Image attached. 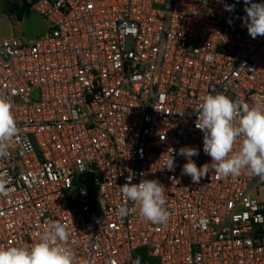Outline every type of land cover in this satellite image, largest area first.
Wrapping results in <instances>:
<instances>
[{
	"label": "built area",
	"instance_id": "obj_1",
	"mask_svg": "<svg viewBox=\"0 0 264 264\" xmlns=\"http://www.w3.org/2000/svg\"><path fill=\"white\" fill-rule=\"evenodd\" d=\"M245 6L36 0L44 34L0 39V94L12 101L18 129L0 157L8 181L0 246L31 245L57 221L70 233L74 264H264V181L210 170L193 183L176 154L191 146L198 167L210 162L195 128L206 94L264 99V36L249 35ZM171 149L175 170H160ZM130 174L132 183L165 186L166 224L145 221L124 200Z\"/></svg>",
	"mask_w": 264,
	"mask_h": 264
},
{
	"label": "clouds",
	"instance_id": "obj_2",
	"mask_svg": "<svg viewBox=\"0 0 264 264\" xmlns=\"http://www.w3.org/2000/svg\"><path fill=\"white\" fill-rule=\"evenodd\" d=\"M245 5L244 25L249 35L253 39L264 36V3L245 0ZM224 7L229 11L234 9V5ZM196 113L195 128L203 133V151L211 159L198 167L193 160L199 155L198 149L181 147L176 154L187 161L182 174L198 183L210 170L218 177H236L246 171L264 181V99L257 97L248 103L234 101L221 92L209 93L203 96ZM17 131L13 103L0 94V157L6 155L7 142ZM175 152L171 149L160 170H175ZM133 179L134 175L130 174L120 186L124 200L137 205L145 221L166 224L170 213L166 207L165 186L158 179L142 178L139 183H132ZM7 183L6 178L0 177V195H7ZM120 212L126 214V209L121 208ZM69 240L70 233L62 223L48 221L33 244L0 246V264H74ZM134 264H140L139 259Z\"/></svg>",
	"mask_w": 264,
	"mask_h": 264
},
{
	"label": "rangeland",
	"instance_id": "obj_3",
	"mask_svg": "<svg viewBox=\"0 0 264 264\" xmlns=\"http://www.w3.org/2000/svg\"><path fill=\"white\" fill-rule=\"evenodd\" d=\"M22 5L21 0H0V39L23 37L26 40L34 39L44 34L48 23L35 11L25 16L22 21L17 19L15 13H10L8 8Z\"/></svg>",
	"mask_w": 264,
	"mask_h": 264
},
{
	"label": "trees",
	"instance_id": "obj_4",
	"mask_svg": "<svg viewBox=\"0 0 264 264\" xmlns=\"http://www.w3.org/2000/svg\"><path fill=\"white\" fill-rule=\"evenodd\" d=\"M22 1V5H14L12 6V8H8V11H10V13H15L17 15V19L19 21H22L25 16L30 15L33 7V4L36 0H21Z\"/></svg>",
	"mask_w": 264,
	"mask_h": 264
},
{
	"label": "water",
	"instance_id": "obj_5",
	"mask_svg": "<svg viewBox=\"0 0 264 264\" xmlns=\"http://www.w3.org/2000/svg\"><path fill=\"white\" fill-rule=\"evenodd\" d=\"M86 180L84 183L86 184L89 194H90V211L91 213H94L98 209V201L96 196V185L94 182V177L91 173H88L85 175Z\"/></svg>",
	"mask_w": 264,
	"mask_h": 264
},
{
	"label": "crops",
	"instance_id": "obj_6",
	"mask_svg": "<svg viewBox=\"0 0 264 264\" xmlns=\"http://www.w3.org/2000/svg\"><path fill=\"white\" fill-rule=\"evenodd\" d=\"M33 10V9H32Z\"/></svg>",
	"mask_w": 264,
	"mask_h": 264
}]
</instances>
